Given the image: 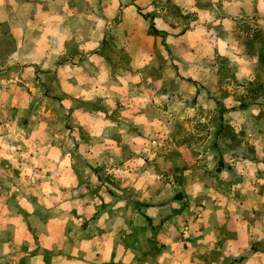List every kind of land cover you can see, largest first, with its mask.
I'll return each mask as SVG.
<instances>
[{"label": "rangeland", "instance_id": "1", "mask_svg": "<svg viewBox=\"0 0 264 264\" xmlns=\"http://www.w3.org/2000/svg\"><path fill=\"white\" fill-rule=\"evenodd\" d=\"M124 5H132L129 12ZM80 13L82 26L51 29L60 38L85 36L94 15L99 41L87 66L106 75L94 109L111 125L85 138L74 124L89 108L79 92L66 94L58 78L18 74L4 32L0 204L16 206L22 224L39 226L54 212L52 190L49 202L42 196L44 183L64 178L68 230L93 219L100 227L129 221L146 231H132V242L159 241L164 230V247L202 250L194 253L196 264L218 261L220 252L222 264H264V0H82ZM225 17L235 19L226 31ZM50 37L54 63L80 62ZM85 42L82 56L90 52ZM15 77L29 86L25 92L11 90ZM19 97L28 107L11 106ZM24 118L34 119L32 130ZM33 141L36 154L27 146ZM85 190L93 202L84 203ZM23 204L31 207L29 220ZM92 204L87 219L72 214ZM141 209L150 216L140 217Z\"/></svg>", "mask_w": 264, "mask_h": 264}, {"label": "crops", "instance_id": "2", "mask_svg": "<svg viewBox=\"0 0 264 264\" xmlns=\"http://www.w3.org/2000/svg\"><path fill=\"white\" fill-rule=\"evenodd\" d=\"M90 1L94 2V0ZM81 5L82 0H0V26L2 27L0 33L3 32L0 35H4L6 32V36L8 35L7 37L10 39L11 48L8 57L11 60V65L18 68V74L22 73L27 77L31 75L33 78L35 76L58 78L59 86L66 94L71 95L72 91L79 92V96L76 97L84 103V107H89V110L83 108L74 124L82 126L85 138L94 139L95 129L98 128L97 130L101 131L102 126H109L112 122L109 116L100 112L99 109H94V101H97L94 93L103 90L106 81L103 71L94 70L92 65L87 66V61H94V43L99 41L94 36V15L90 16V21L87 23V26L90 27V34L85 36L68 34L60 38V30L51 29L53 25L58 28L63 25L65 27L68 25L82 26ZM130 7L132 5H126V7L124 5L123 11L129 12ZM72 11L74 14L71 13ZM51 14H57V16L50 17ZM52 20L60 22L57 25L51 23ZM233 20L235 19L232 17H225L221 20L225 31L230 29L234 23ZM50 33L54 34V37L56 36L57 41L66 45V50L72 49L71 56L75 59L80 57V62L77 63L72 59L68 65L54 63L51 48L54 40L50 37ZM83 41L89 43L87 49L90 50L85 56H82L83 51L81 50ZM1 53L3 51L0 48V59L5 56ZM17 78L12 79L11 90L17 91V93L25 92L29 86L24 83V80H21L20 85V79ZM21 98L24 96L21 95ZM26 101L29 100H20L19 97L14 100L11 106L28 107L29 102ZM15 120L20 122L18 118ZM32 120L34 119L24 118L21 120V124H28L32 130ZM123 121L125 120L123 119ZM73 128L81 130L79 126ZM2 132L5 133V131ZM20 133H23L22 139L24 140L35 139L33 133ZM20 133L14 132L12 135L15 134L14 137L18 139L21 138ZM97 135L99 136V134ZM77 138H81V136ZM27 146H30L29 149L33 154H36L35 149L39 146L34 141ZM47 147H51L50 144ZM43 149L42 151H45L44 147ZM66 152V150L62 151V153ZM64 165L61 164L60 169L66 172L67 170L63 168ZM68 183L69 181L64 178L48 180L44 183L42 196L49 202V191L52 190L53 200L51 202L54 204L50 208H54V212L48 217L44 216L45 221L39 226L22 224L16 206L14 210L12 206L0 204V264H196L194 253L197 250L201 253L202 250L192 248L191 245L185 247L179 244H166L164 247L162 244V237L166 234L164 230L157 236L159 241L153 243L132 242V231L138 235L146 231L145 229L131 228L129 221L127 226L100 227L96 224L93 226V219L86 226L78 225L68 230L66 220H64L67 212L62 208V201L68 197ZM83 195L86 199L84 203H90L93 200L90 198L92 197L91 193H88L87 190ZM0 197V200L6 201L3 194ZM25 197L30 198L27 195ZM80 200L78 199L79 205L83 204V201L80 202ZM55 202L58 203L55 204ZM23 207L26 208V212L22 214L25 217L28 215L27 219L29 220L32 217L29 211L31 207L27 208L24 204ZM81 209L80 214H75L76 212H72V214L74 217L87 219V213L94 211V205ZM141 216L145 219L150 214L141 209ZM136 238L139 239V237ZM213 249L212 247V251H214ZM223 254L222 251V256ZM237 255V253L233 254L235 257ZM220 256L221 252L217 256L218 261L210 264H222Z\"/></svg>", "mask_w": 264, "mask_h": 264}, {"label": "trees", "instance_id": "3", "mask_svg": "<svg viewBox=\"0 0 264 264\" xmlns=\"http://www.w3.org/2000/svg\"><path fill=\"white\" fill-rule=\"evenodd\" d=\"M221 164H220V166H218L217 168H216V171H219V169L221 168Z\"/></svg>", "mask_w": 264, "mask_h": 264}]
</instances>
